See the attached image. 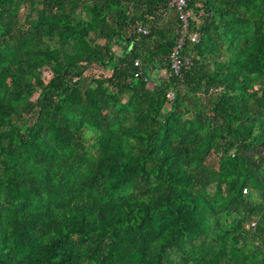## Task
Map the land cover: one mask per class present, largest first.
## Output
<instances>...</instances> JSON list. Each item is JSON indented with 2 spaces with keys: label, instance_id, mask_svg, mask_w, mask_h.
Masks as SVG:
<instances>
[{
  "label": "trees",
  "instance_id": "1",
  "mask_svg": "<svg viewBox=\"0 0 264 264\" xmlns=\"http://www.w3.org/2000/svg\"><path fill=\"white\" fill-rule=\"evenodd\" d=\"M186 9L176 75L166 0H0V264H264V0Z\"/></svg>",
  "mask_w": 264,
  "mask_h": 264
},
{
  "label": "built area",
  "instance_id": "2",
  "mask_svg": "<svg viewBox=\"0 0 264 264\" xmlns=\"http://www.w3.org/2000/svg\"><path fill=\"white\" fill-rule=\"evenodd\" d=\"M168 7L173 9L177 15V19L180 23L179 26V37L175 43V47L170 54V69L174 74H178L180 71L188 69L191 66V60L188 57H183L180 55V50L188 38L191 43L197 41L195 35L189 33L190 22L193 20V16L189 10L186 9L187 3L190 0H166ZM138 32L146 34L145 30L139 29ZM135 66H138V63H134ZM135 77H139V74H136ZM169 98L172 96L169 94Z\"/></svg>",
  "mask_w": 264,
  "mask_h": 264
},
{
  "label": "water",
  "instance_id": "3",
  "mask_svg": "<svg viewBox=\"0 0 264 264\" xmlns=\"http://www.w3.org/2000/svg\"><path fill=\"white\" fill-rule=\"evenodd\" d=\"M206 18L208 19L209 17L207 16ZM245 155H246V156H252V155H253V152L251 151V152H249V153H246Z\"/></svg>",
  "mask_w": 264,
  "mask_h": 264
}]
</instances>
